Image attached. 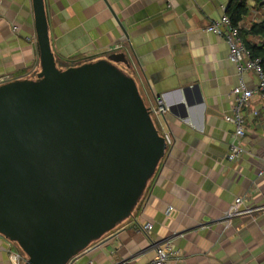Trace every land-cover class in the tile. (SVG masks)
I'll return each instance as SVG.
<instances>
[{
  "label": "crops",
  "instance_id": "obj_1",
  "mask_svg": "<svg viewBox=\"0 0 264 264\" xmlns=\"http://www.w3.org/2000/svg\"><path fill=\"white\" fill-rule=\"evenodd\" d=\"M44 3L57 61L124 54L127 64L119 66L136 80L147 105L157 109L161 99L165 111L155 118L172 140L133 216L73 264H147L155 257L153 242L165 239L178 251L174 264H264V105L258 78L251 71L240 76L225 39L206 31L227 14L231 0ZM260 6L249 0L239 22L248 50L264 43L263 34L250 32L264 21ZM36 41L33 0H0V82L37 76ZM241 77L255 95L243 110L245 136L238 142L244 154L230 161L235 126L225 116L233 115L232 91ZM239 197L245 198L241 208L252 211L226 221ZM146 223L152 225L148 235L139 230ZM15 252L23 253L0 235V264H13Z\"/></svg>",
  "mask_w": 264,
  "mask_h": 264
},
{
  "label": "water",
  "instance_id": "obj_2",
  "mask_svg": "<svg viewBox=\"0 0 264 264\" xmlns=\"http://www.w3.org/2000/svg\"><path fill=\"white\" fill-rule=\"evenodd\" d=\"M33 4L40 72L0 84V235L23 264H73L133 216L168 146L125 55L60 67Z\"/></svg>",
  "mask_w": 264,
  "mask_h": 264
},
{
  "label": "built area",
  "instance_id": "obj_3",
  "mask_svg": "<svg viewBox=\"0 0 264 264\" xmlns=\"http://www.w3.org/2000/svg\"><path fill=\"white\" fill-rule=\"evenodd\" d=\"M261 12L264 13V2L260 6ZM207 32L218 34L222 36L229 48V60L234 63L240 76L246 71L254 72L258 78L257 93L261 97L264 105V68L260 58H254L251 56L245 42V38L242 35V26L235 24L232 19L225 14L221 19L213 22L206 28ZM1 84V83H0ZM255 92L247 88L243 78H240L239 84L233 89V115L225 116L227 122L232 123L235 126V139L236 141L230 146L228 154V160H239L244 154V148L238 142L245 136V118L243 116V110L250 105L251 99L254 97ZM165 108L162 105L161 99H157L156 113H164ZM257 114V111H254ZM164 134V133H163ZM167 142V146L170 147L172 140L169 134H164ZM245 198H236L235 203L229 209L226 221H230L232 218L250 213L252 210L242 209ZM171 209V208H170ZM152 229L150 223H146L139 226V230L144 234H149ZM155 257L147 264H174L173 262L178 258V251L175 249L172 239H165L162 241L153 242L152 244ZM13 264H23L25 261V255L20 252L11 254ZM126 264V263H122Z\"/></svg>",
  "mask_w": 264,
  "mask_h": 264
},
{
  "label": "trees",
  "instance_id": "obj_4",
  "mask_svg": "<svg viewBox=\"0 0 264 264\" xmlns=\"http://www.w3.org/2000/svg\"><path fill=\"white\" fill-rule=\"evenodd\" d=\"M248 1L249 0H231L229 7L227 9V15L232 19V21L237 24L248 12ZM256 4L261 5L264 0H254ZM250 32L255 35H264V21L260 24H255ZM249 51L251 56L254 58H260L262 66L264 68V43L262 45H252L249 46Z\"/></svg>",
  "mask_w": 264,
  "mask_h": 264
},
{
  "label": "rangeland",
  "instance_id": "obj_5",
  "mask_svg": "<svg viewBox=\"0 0 264 264\" xmlns=\"http://www.w3.org/2000/svg\"><path fill=\"white\" fill-rule=\"evenodd\" d=\"M82 60H67L66 62H61L60 60H58L57 61V63H58V65L60 66H62V67H64V68H67V67H71V66H76V65H80V64H82V62H81ZM63 64V65H62ZM60 66V67H61ZM36 76V75H35ZM34 76V77H35ZM0 83H2V82H0ZM16 249L18 250V251H22L21 249H20V247L16 244ZM25 260H26V256H25Z\"/></svg>",
  "mask_w": 264,
  "mask_h": 264
}]
</instances>
